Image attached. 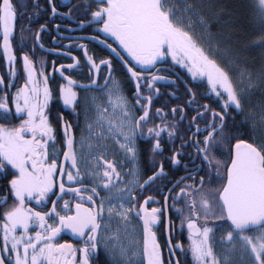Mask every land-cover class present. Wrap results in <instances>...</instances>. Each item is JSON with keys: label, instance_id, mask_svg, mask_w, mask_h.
<instances>
[{"label": "snow or ice", "instance_id": "snow-or-ice-1", "mask_svg": "<svg viewBox=\"0 0 264 264\" xmlns=\"http://www.w3.org/2000/svg\"><path fill=\"white\" fill-rule=\"evenodd\" d=\"M49 2L53 16L72 15V8L66 14L58 13L56 4ZM91 3L96 6L95 10L90 4L75 6L88 9V18L77 23L81 27L96 25L97 32L115 38L120 52L112 45L107 46L117 52L133 84V91L129 98L113 77L117 69L111 58L97 61L94 54H89L86 45H77L93 73L89 83L80 84L71 75H64L66 70L79 65L76 57H72L71 64L54 66L53 73L59 72L65 81L58 87L62 104L71 109L75 117L81 115L76 108H83L84 126L77 138L75 128L80 127L79 120L66 119L63 113H59L55 117L60 126L58 138L50 119L53 89L49 80L54 77L45 72L43 61L38 67L23 47L20 48V60L26 78L22 85L14 84L17 49L13 46V39L18 19L26 15L20 11L24 4L22 0H0V49L9 65L7 85L0 76V86H3L0 87V120L10 122L9 118H12L20 121L11 127L0 123V172L7 169L6 174L10 176L9 196L0 205L3 207L0 212V264H92L91 257L101 249L111 256L113 264H136L137 260L139 264H164L161 244L154 229L165 212L160 207L149 208L150 203L159 202L143 195L147 186L165 175L164 165L159 162L158 170L143 183L139 179V168L122 176L118 165L121 169L125 165L115 158L116 153H111L107 142L111 141L121 154L136 161L138 137L147 135L153 138L152 151L155 153L161 150L162 133H167L170 138L177 135L176 117L180 123L184 122V109L171 107L174 120L167 121L168 113L153 108L154 99L161 95L157 84L162 81L175 83L159 74L165 69L156 67L164 62L165 57L170 56L177 65L187 68L194 78L205 77L211 93L221 101L220 111L209 104L197 105L196 115L188 124V130L195 131L181 144L182 149L194 147L196 157L206 164L218 166L220 163L210 158V153L228 140L225 131L231 116L228 109L234 107L243 114L244 105L249 103V89H264V64L257 74L246 73V83L236 78L234 69L238 64L246 63L248 45L240 39L243 20L233 0H91ZM258 3L259 21L264 30V0H258ZM28 21L32 23L31 17ZM59 27L56 25L58 31ZM20 30L21 33L32 31L23 25ZM44 31H47L46 26L40 25L34 34L37 42ZM85 38L75 37L76 40ZM258 46L264 48V36ZM66 55L71 56V53ZM101 66L108 70L103 84L98 82ZM153 69H156L155 73ZM12 87L16 90L9 96L5 89ZM77 88L101 91L107 97V104L101 102L100 97H91L93 113L90 114L88 98H83L85 103L81 105ZM187 91L193 97L188 103L196 104L195 93L190 89ZM169 95L175 96V93ZM153 113L163 121L162 124L153 123ZM198 119L203 122V128L197 123ZM149 123L153 126L148 127ZM260 123L264 126V105L261 106ZM178 138L184 140V137ZM232 139H235L234 149L224 164L226 182L219 188L205 189V184L211 180L205 181L199 175L204 171L201 167L191 170L196 175L181 177L169 189L171 195L179 188V193L172 197L174 201L190 198L187 229L192 237L191 254L197 264H220L210 243L212 228L197 223L201 213L207 221L212 197L220 209L213 215L218 221L228 223L231 229L227 232V241L239 239L251 264H264V136L259 143L235 136ZM58 144H62V148L58 149ZM184 155L183 151L174 149L170 159L179 164ZM187 155L195 164L192 154ZM124 176L130 179L126 180ZM137 190L141 192L139 199ZM65 196L74 199H65ZM33 200L39 205L50 203L51 207L47 211H38L31 206ZM164 200L166 204L168 196ZM198 205L201 211H197ZM133 218L140 221L139 241L134 238L136 229L129 228ZM253 229L258 235L245 234ZM65 230L79 238L78 245L68 241L55 242ZM121 232L126 236L132 233L133 238L128 244L121 241ZM168 243L169 264H173L171 253L182 245L173 248L170 235ZM174 264H180L179 260Z\"/></svg>", "mask_w": 264, "mask_h": 264}, {"label": "flooded vegetation", "instance_id": "flooded-vegetation-1", "mask_svg": "<svg viewBox=\"0 0 264 264\" xmlns=\"http://www.w3.org/2000/svg\"><path fill=\"white\" fill-rule=\"evenodd\" d=\"M242 0H233L234 5L237 8H241ZM18 2V0H14ZM24 7L20 11L25 12L26 15L23 19H18L17 21V30L15 38L13 39V46L17 49V61L15 63V69L17 71V78L14 81V84L19 86L22 85L26 74L22 67V61L20 56L22 55L20 48L23 47V51L29 53L32 56L34 62L39 67L40 62H44V70L47 74H51L54 78L49 80V84L53 89V101L50 104L51 115L50 119L56 127L57 135L59 138L60 126L57 123L55 117L59 113H63L64 117L69 120H79L80 127L74 128L76 131L77 138L80 135V129L84 126V115L83 108L77 107L76 112L81 113L79 117H75L72 114V110L66 108L62 101L59 99L58 87L59 85L65 83L63 78L60 76L59 72L53 73V67L59 68L60 64L68 65L73 63L72 57H76L79 60V65L75 69L66 70L64 75H71L73 79L77 80L80 84L89 83L90 75L93 73L89 69V65L86 63L83 51L77 45L84 44L89 50V54H94L97 61L99 59L111 58L113 67L117 69L112 75L118 80L121 84V87L124 93L129 96L132 95L133 84L129 80L128 74L123 69L121 61L117 55V52H120V47L118 42L115 41L114 37H111L107 34L97 32L96 25L87 27L85 24L84 27H81L77 21L80 19H87L86 13L87 8H76L78 4H90L92 10H95V5L91 3V0H51V3H55L57 6L58 13H68L69 8H72V15L69 17L67 15H56L53 16L51 12V5L49 0H22ZM250 7L248 8L249 12L256 16L258 13V0H249ZM239 12V11H238ZM34 13H36L34 15ZM251 14V15H252ZM28 17H31L32 23L29 24ZM21 25L25 29L31 28L32 31H23L21 33ZM40 25H45L47 31L40 33L39 42L35 39V32L39 31ZM56 25H59V31L56 28ZM253 28L249 25L248 27H243L241 35L245 33L253 32ZM62 37H72L73 39H62ZM75 37H86L83 40H76ZM91 38V39H89ZM102 41H107L103 43ZM107 45H112V47L117 48V52H113L111 48ZM66 53H71V56L66 55ZM121 55L124 53L121 52ZM129 59V57L125 56ZM131 62V61H130ZM159 69H165L166 71L159 72L160 75L168 77L170 81L175 83H170L169 81H162L157 84V87L161 90V95L158 99H154L153 108H161L165 113H168L166 119L167 121H173L174 117L170 113L171 107H182L185 111L186 119L184 122L180 123L179 118L176 117V122L178 124L177 135L169 137L167 133L161 134V150L159 152H153L152 147L155 143L154 139L148 137L147 135L143 137H138L137 139V160L131 161L129 158H126L121 154L118 148L112 144L111 141H108L111 153H116V159L121 161L125 167L121 169L118 165V171L121 172V175L127 171L134 170L139 168L140 170V182L143 183L149 176L153 175V172L158 170L159 162H162L164 165L165 175L161 178L155 180L149 186H147V191L143 193L145 197L151 196L155 201L159 203H150L148 205L151 207H160L164 209L165 214L161 217V222L154 229L157 233V238L161 244L162 249V258L164 259V264H169V243L168 238L171 236V245L175 248L178 244L182 245L181 248H178L173 253H171L173 264L175 260H179L180 264H197V261L191 254V234L187 229V217L189 215V209L187 207L189 203V197H184L180 199L179 202L173 200V196L179 193V188H176L172 194H169V189H172L173 186L180 180L181 177L192 174L196 175L195 172L191 171L193 168L203 167L204 171H200L199 175L205 178V181L211 180V183L205 184V189H216L219 188L226 181L224 180L225 176V167L224 164L228 161L235 144V139H232L233 136L239 139H245L249 142L259 143L260 138L264 136L261 128H259L256 123H254L244 107L245 113L248 114L247 124L243 121V115L240 113V110L233 108L228 109L231 113L230 118L227 121L228 127L225 130L228 134V140L221 144L218 148H213L210 153V158H214V161H219V165L215 164H206L201 158H197L195 155L194 147H185L181 148V144L184 143L191 135L195 129L191 131L188 130V124L191 120V117L196 115V107L199 104H209L213 109L220 111L221 101L217 99L212 93L208 86L207 80L205 77L197 76L193 77L192 73L188 72L187 68L177 65L174 61L171 60L170 56L164 58V62L156 66ZM9 65L7 63L6 57L4 56L2 49H0V76L4 77L5 85L9 82L8 76ZM139 71V68H137ZM156 69H153L155 73ZM108 75V70L101 66L99 72V83L103 84L105 77ZM187 85V88L185 87ZM3 87V86H0ZM188 89L195 93L196 104H189L188 101L193 99V97L188 95ZM9 96L15 92V87L5 89ZM78 96L81 98L80 103L83 105L85 103V97L88 98L89 112L93 113L91 97L96 96L101 98V102L107 104V97L101 91H98L95 88L84 91L81 88L76 89ZM170 93H175V96L169 95ZM2 94V93H0ZM11 106V99L9 100ZM111 111V110H110ZM137 114L139 111L137 110ZM153 116L154 124H162L163 121L156 118L155 114ZM21 118H23L21 116ZM9 121L0 120V123H7L9 127L19 124V119L9 118ZM153 123H149L148 127H152ZM200 127L203 128L204 124L199 119L197 120ZM178 137H184V140H181ZM95 143V141H93ZM57 148H62V144H58ZM183 151L184 156L180 157L181 163L174 164L170 157L173 155V150ZM87 152V149H86ZM188 153L192 154V159L195 160V164L192 163V160L188 158ZM62 160V157H61ZM187 168V170H186ZM15 171L14 169L12 170ZM7 169L3 172H0V205H3L5 197L9 196V185L8 180L10 176L6 174ZM124 179H130V177L124 176ZM191 183V181H187ZM123 186V185H121ZM183 185H181L182 187ZM101 195H104L101 192ZM137 198L141 196V192L137 190ZM165 196H168L167 203L165 204ZM65 199H74L71 196H65ZM198 198V197H197ZM52 199H55L53 196ZM11 199L9 198L8 203L11 204ZM142 203V200L140 201ZM211 208L209 209V215L207 221H205L203 214L201 213L200 219L197 223L203 226L212 228V233H210V243L213 246V252L220 261V264H225V259L227 258L226 254H231L233 248L235 247L236 241L239 239H233L231 242H228L226 239L227 232L231 229L229 228L228 223L218 221L216 216L213 213H219L220 209L214 197L210 198ZM31 206L36 208L38 211H47L51 205H39L34 200L31 201ZM177 209H182L183 211H177ZM59 210V208H58ZM3 211V207H0V212ZM197 211H201L199 205L197 206ZM183 221V223H182ZM51 222V221H49ZM35 230L36 226H32ZM129 228H135V234L139 235L141 240V231H140V221L135 218L132 219V224L129 225ZM115 230V225H114ZM131 233V232H129ZM121 232L120 236H123ZM222 237L224 239H222ZM68 241L74 245L79 244V238L74 236L70 231L65 230L60 234L56 239V243H63ZM2 243V239H0ZM92 264H113L111 256L106 253L103 249L99 250L97 254H94L91 257ZM136 264H139L137 260Z\"/></svg>", "mask_w": 264, "mask_h": 264}, {"label": "rangeland", "instance_id": "rangeland-1", "mask_svg": "<svg viewBox=\"0 0 264 264\" xmlns=\"http://www.w3.org/2000/svg\"><path fill=\"white\" fill-rule=\"evenodd\" d=\"M242 6L238 12L243 20V27H248L249 25L254 29L252 34L245 33L240 36L241 41L248 45L245 57L246 63H240L234 69L236 78L238 80H243L247 82V72H251L253 75L257 74L261 65L264 64V48L258 46V42L261 36H264V30L261 29L259 21V4L258 13L256 16L249 12L250 7L249 0H242ZM252 14V15H251ZM242 87L244 84L241 85ZM249 103L245 104L244 107L247 109L252 121L261 128L264 134V126L260 123L261 106L264 105V89L253 88L248 91ZM133 238L132 233H128L127 236H120L121 241L124 244H128L129 239ZM134 238L139 241V235L135 234ZM227 258L224 260L225 264H251L248 254L243 250V243L238 240L235 243V247L231 254H226Z\"/></svg>", "mask_w": 264, "mask_h": 264}, {"label": "trees", "instance_id": "trees-1", "mask_svg": "<svg viewBox=\"0 0 264 264\" xmlns=\"http://www.w3.org/2000/svg\"><path fill=\"white\" fill-rule=\"evenodd\" d=\"M243 121L247 124V122L249 121L248 120V114L247 113H245V112H243ZM246 235H249V236H256V235H258V232L255 230V229H253V230H250V231H247L246 233H245Z\"/></svg>", "mask_w": 264, "mask_h": 264}]
</instances>
